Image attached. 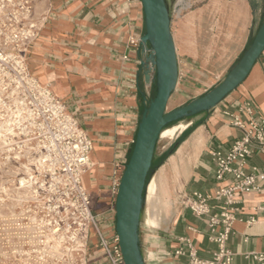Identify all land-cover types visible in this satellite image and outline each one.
<instances>
[{"label": "crops", "instance_id": "obj_1", "mask_svg": "<svg viewBox=\"0 0 264 264\" xmlns=\"http://www.w3.org/2000/svg\"><path fill=\"white\" fill-rule=\"evenodd\" d=\"M37 1L44 17L39 36L28 50L29 68L93 142L83 185L91 198L95 226L89 230L84 264H110L98 231L110 241L117 235L118 188L147 107L141 94L154 95L140 77V41L146 33L143 6L140 0ZM256 26L252 0H203L173 19L179 63V81L169 101L173 110L225 78L250 46ZM246 104L255 118H264V54L245 82L212 115L198 116L179 132L189 129L175 153L159 165L150 182L158 187V210L154 216L148 195L143 227L147 264H189L187 255L176 256L177 250L188 249V242L205 260L217 251L205 220L186 210L184 202L195 192L211 194L226 185L216 178L212 154L229 151L243 136L227 113L247 120L249 116L242 112ZM179 129L172 130L176 134ZM166 149L164 145L160 154ZM254 169L264 172V146L258 144L246 171ZM260 185V193L237 196V221L228 242L233 264H258L248 256L264 253V183Z\"/></svg>", "mask_w": 264, "mask_h": 264}, {"label": "built area", "instance_id": "obj_2", "mask_svg": "<svg viewBox=\"0 0 264 264\" xmlns=\"http://www.w3.org/2000/svg\"><path fill=\"white\" fill-rule=\"evenodd\" d=\"M32 5L33 0H0V115L16 131L7 149H27L40 160L34 166L33 187L49 225L57 232L66 230L73 239L87 241L91 226H95V216L83 176L90 164L93 142L63 102L31 74L27 54L39 36V29L31 23ZM192 8L191 0H179L174 19ZM242 112L249 116L247 120L241 115H227L232 117V126L243 131V136L229 151L212 154L216 178L226 185L211 194L195 192L184 202L186 210L205 220L209 239L218 248L205 260L188 242V249L177 250L176 256L187 255L189 264H233L234 253L228 242L237 221V196L262 191L264 172L254 169L248 173L246 168L254 145L264 146V118H255L248 104ZM227 176L232 180H227ZM250 224H255V220ZM98 238L110 264H124L117 235L110 241L98 231ZM248 257L264 264V253Z\"/></svg>", "mask_w": 264, "mask_h": 264}, {"label": "water", "instance_id": "obj_3", "mask_svg": "<svg viewBox=\"0 0 264 264\" xmlns=\"http://www.w3.org/2000/svg\"><path fill=\"white\" fill-rule=\"evenodd\" d=\"M146 33L140 41L144 84L154 91L150 98L141 94L147 107L138 125L130 159L125 167L116 199V234L124 264H147L143 227L147 217L150 182L159 166L153 167L157 144L174 126L187 127L203 114L216 109L247 79L264 54V18L250 46L225 78L210 91L187 105L168 111L179 81V63L172 34L178 0H140Z\"/></svg>", "mask_w": 264, "mask_h": 264}, {"label": "rangeland", "instance_id": "obj_4", "mask_svg": "<svg viewBox=\"0 0 264 264\" xmlns=\"http://www.w3.org/2000/svg\"><path fill=\"white\" fill-rule=\"evenodd\" d=\"M200 1L203 0H191L193 8L198 5ZM256 1L259 4V8L257 11V26L255 34L259 30V27L261 26L264 18V0ZM40 6L41 5L37 0H33V15L31 17V23L35 24L36 22L35 25L37 29H39L41 20L44 17V9ZM172 110L173 103L171 102L168 104V111L170 112ZM196 118L194 120H196ZM5 120L6 119H2V116L0 115V122H5ZM176 127L178 126H174L173 128ZM172 129L168 130L171 131L172 134H163V136L160 138L156 148V154L159 157L154 160L153 167L159 166L160 164L166 162L169 157L164 162H160V159L163 157L164 153L171 147V145H173V143H175L179 139H184V137L189 133V129H187L182 134L179 133L182 132L184 127H181L176 134H174L175 130ZM164 145H166L167 149L162 154H160V150ZM12 153L16 152H14L13 150ZM4 154L5 153L2 152V156L0 155V181L2 179L0 183V186L2 185L0 187V264H39L40 262V264H84L86 241H84L83 238L73 239V235L69 234L68 232H66V230L63 229L58 232L59 236L63 240L60 243V247L58 246L57 249H53V243L51 244V246H46V239L44 238V235H46V233L48 232L47 227H45L46 229H43L42 231H40L38 227L42 224L43 221L48 220L45 215L46 213L45 211L43 212V210L36 202H32L31 200L27 199L25 190L23 191L21 189H18L20 188L19 181L22 178L27 177L25 171L26 167L31 168L33 166V158H29L30 156H21L16 160L13 157L15 155H11V160L9 162H6L3 157ZM31 157L34 156H32L31 154ZM14 173H16V176ZM149 193L148 195L150 198V209L152 211V214L155 216L158 210L157 187H155V185L151 186L150 184ZM49 220H51V218H49ZM49 227L50 229H53L52 226L49 225ZM87 242L89 247V238ZM79 246L82 247L78 248Z\"/></svg>", "mask_w": 264, "mask_h": 264}, {"label": "bare ground", "instance_id": "obj_5", "mask_svg": "<svg viewBox=\"0 0 264 264\" xmlns=\"http://www.w3.org/2000/svg\"><path fill=\"white\" fill-rule=\"evenodd\" d=\"M36 24V22H35ZM164 134H172L171 131H166ZM16 136V131L13 127V124L9 121V120H5V122H0V155L2 156V152L5 153L4 154V160L6 162H9L11 160V155H15L13 156L16 160L19 159L21 156H26L29 158H33L32 161V167L28 168L26 167L25 171L27 174L26 178H22L19 182H20V188L21 190H25L26 192V197L28 200H31L32 202H36L38 205L41 206V200L38 198V196L35 194L34 192V182H33V171H34V166H37L40 163V160L37 157H31V151L27 150V149H22V151L20 152H16V153H12V149L8 150L7 147L11 146V144L13 143V138ZM4 162V161H3ZM9 164V163H8ZM12 164V163H11ZM31 166V165H29ZM24 167V166H23ZM22 167V168H23ZM8 168V167H7ZM2 170V169H1ZM19 171V169H18ZM24 171V172H25ZM8 173V172H7ZM20 173V172H19ZM16 176V173H14ZM18 174V173H17ZM7 175V174H4ZM10 175V174H9ZM18 176V175H17ZM2 177V176H1ZM8 178V177H7ZM6 179V178H5ZM18 179V178H17ZM2 181V179H1ZM0 181V183H1ZM8 181V180H6ZM13 181V180H12ZM12 183V182H10ZM8 185V183H7ZM157 185V184H156ZM2 186V185H1ZM0 186V187H1ZM15 186V185H14ZM158 188V187H157ZM15 189V188H14ZM11 190V189H10ZM8 192V191H7ZM10 192V191H9ZM19 193V192H18ZM17 197V196H16ZM22 197V196H21ZM14 199V198H13ZM17 200V199H16ZM26 200V199H25ZM158 200V198H157ZM25 202V201H24ZM7 205V204H6ZM15 205V204H14ZM21 205V204H20ZM24 206V205H23ZM15 209V208H14ZM31 211V210H30ZM1 214V213H0ZM6 214V213H5ZM3 217V216H2ZM6 217V216H4ZM20 218V217H19ZM32 218V217H31ZM49 222L48 221H43L42 224L39 227V230L42 231L43 229H46L45 227H47L48 232L46 233V235H44V238L46 239L45 243L46 246L49 245L51 246V244L53 243V249H57L58 246L60 247V243L63 241L62 238L59 236L57 230L50 229L49 227ZM23 228V227H22ZM36 228V227H35ZM34 228V229H35ZM38 229V228H37ZM20 230V229H18ZM27 230V229H26ZM29 230V229H28ZM21 232V231H20ZM33 233V232H32ZM43 234V233H42ZM37 238V237H36ZM40 239V238H39ZM69 239V238H68ZM79 244V243H78ZM45 245V244H44ZM82 246H79L78 248H80ZM20 249V248H19ZM43 249V248H42ZM45 250V249H44ZM50 250V249H49ZM20 251V250H19ZM68 251V250H67ZM66 251V252H67ZM58 252V251H57ZM71 252V251H70ZM64 253V252H63ZM53 254V253H52ZM60 254V253H58ZM62 254V253H61ZM68 257V256H67ZM69 258V257H68ZM58 261V260H56ZM17 262V261H16ZM51 262V261H50ZM30 263V261H29ZM32 263V262H31ZM41 263V262H40ZM39 263V264H40Z\"/></svg>", "mask_w": 264, "mask_h": 264}, {"label": "trees", "instance_id": "obj_6", "mask_svg": "<svg viewBox=\"0 0 264 264\" xmlns=\"http://www.w3.org/2000/svg\"><path fill=\"white\" fill-rule=\"evenodd\" d=\"M252 8H253L254 13H257L259 4L256 0L252 1ZM182 142H183V138L173 143V145H171V147L164 153L163 157L160 159V162H164L168 157L173 155ZM158 157L159 156L155 152L154 160Z\"/></svg>", "mask_w": 264, "mask_h": 264}, {"label": "flooded vegetation", "instance_id": "obj_7", "mask_svg": "<svg viewBox=\"0 0 264 264\" xmlns=\"http://www.w3.org/2000/svg\"><path fill=\"white\" fill-rule=\"evenodd\" d=\"M179 1V0H178Z\"/></svg>", "mask_w": 264, "mask_h": 264}]
</instances>
